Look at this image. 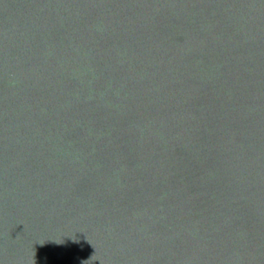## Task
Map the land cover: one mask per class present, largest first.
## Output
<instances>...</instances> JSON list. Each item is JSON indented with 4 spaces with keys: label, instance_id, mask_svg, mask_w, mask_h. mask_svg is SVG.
<instances>
[{
    "label": "water",
    "instance_id": "1",
    "mask_svg": "<svg viewBox=\"0 0 264 264\" xmlns=\"http://www.w3.org/2000/svg\"><path fill=\"white\" fill-rule=\"evenodd\" d=\"M0 264H264V0H0Z\"/></svg>",
    "mask_w": 264,
    "mask_h": 264
}]
</instances>
